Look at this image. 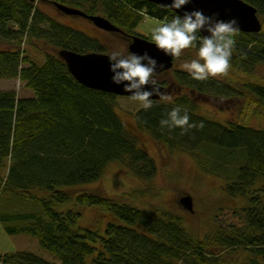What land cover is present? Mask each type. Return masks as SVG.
Here are the masks:
<instances>
[{
	"label": "trees",
	"instance_id": "obj_1",
	"mask_svg": "<svg viewBox=\"0 0 264 264\" xmlns=\"http://www.w3.org/2000/svg\"><path fill=\"white\" fill-rule=\"evenodd\" d=\"M54 1L103 15L129 37L138 34L136 28L145 15L163 22L176 14L149 0H0V42L5 44L0 48V80L18 78L33 92L17 97L13 89L0 90V170L6 167L5 175L0 173V190L8 188L19 196L25 193L29 200L22 202L24 208L28 206L25 211L1 218L20 221L7 226V231L36 237L40 247L55 258L15 250L0 253V264H86L88 255V264H226L224 253L236 249L245 253L243 264H264V127L209 119L196 111V103L186 93L177 94L174 103L186 109L190 122L198 127L161 132L159 122L174 106L162 99L153 100L146 111L136 110L135 121L170 150L195 153L204 147L216 148L220 163L239 158L233 180L226 184L228 194L246 199L236 210V222H217L203 236H195L172 212L154 215L104 193L72 192L74 187L100 179L110 161H119L144 179L155 175L156 164L118 115V96L78 83L57 55L61 48L78 52H104L106 48L41 7ZM245 1L255 7L262 27L256 33L238 31L228 75L221 76V81H198L174 69L173 87L239 94L264 109V84L236 74H249L264 62V0ZM35 39L55 50L44 51L41 64L21 46ZM68 203L72 207L62 208ZM83 205L101 207L109 214L104 235L73 227L81 215L78 207Z\"/></svg>",
	"mask_w": 264,
	"mask_h": 264
},
{
	"label": "rangeland",
	"instance_id": "obj_2",
	"mask_svg": "<svg viewBox=\"0 0 264 264\" xmlns=\"http://www.w3.org/2000/svg\"><path fill=\"white\" fill-rule=\"evenodd\" d=\"M41 7L60 22L97 38L105 46V53H110L114 48L127 51L126 41L111 32L95 27L87 19L66 15L50 3ZM160 23H162L161 20L145 15L138 24L136 32L147 36L151 29ZM21 46L37 64L43 63L44 51H55L46 47L38 39L33 40V43L25 41ZM3 47L5 44L0 42V48ZM194 53L192 49L185 50L175 59L174 68L181 69L180 65L185 60L193 58ZM169 72L172 73L171 70ZM236 74L264 84V62L256 65L249 74L243 72ZM215 79L223 80L221 76ZM9 89L15 90L17 97L33 95L32 90L25 88L18 78L0 80V90ZM179 93L188 94L196 103V111L209 119L222 124L232 121L257 128L264 127L263 107L254 102L251 103L242 95L199 93L178 84L172 88L171 92H167L173 98ZM137 108V103L130 96H118L116 111L129 133L155 160V175L151 179L140 178L129 172L119 161H110L105 165L100 179L74 187L72 192L86 189L104 193L117 201L127 202L154 215H159L162 211L172 212L181 217L183 226L195 236H203L217 222H236L238 215L236 210L245 205L246 199L239 195L228 194L226 184L233 180V170L240 162L239 158H232L228 163H220L219 161L222 160L216 148H200L195 151L196 154L189 151L170 150L154 141L146 131L139 128L134 118ZM237 155L240 154L237 153ZM0 173L5 175L6 167L2 168ZM186 194L191 197V210L185 209L179 202V198ZM24 196L27 195L25 193L23 196L15 195L8 188L0 190V253L27 250L47 260H55L49 251L40 247L36 237L29 234H11L6 229L7 226L17 225L20 221L1 218V216L25 211L28 206L25 205L26 208H24L22 205L29 200ZM67 207H72V203L62 206L64 209ZM78 209L81 215L73 227H87L97 231L101 236L104 235V227L110 219L109 214L98 206L83 205ZM224 255L226 264L245 262V253L242 249L231 250ZM90 257V255L86 256V264Z\"/></svg>",
	"mask_w": 264,
	"mask_h": 264
},
{
	"label": "clouds",
	"instance_id": "obj_3",
	"mask_svg": "<svg viewBox=\"0 0 264 264\" xmlns=\"http://www.w3.org/2000/svg\"><path fill=\"white\" fill-rule=\"evenodd\" d=\"M191 2L192 0H171L166 4L165 7L176 10V14L153 27L144 42L154 46L163 55L173 58L180 57L185 50L196 49L193 58L180 65L194 80L205 81L227 76L239 23L234 17L223 19L215 13L207 15L200 9L188 10L185 6ZM177 10H183L182 14ZM159 66L160 61L148 50L136 52L114 48L108 53L111 83L131 95V99L138 105L137 110L150 109L154 96L174 105L159 122L161 132L176 128L186 132L198 127L190 122L188 111L175 104L173 97L162 91L156 78ZM199 127H203V124Z\"/></svg>",
	"mask_w": 264,
	"mask_h": 264
},
{
	"label": "water",
	"instance_id": "obj_4",
	"mask_svg": "<svg viewBox=\"0 0 264 264\" xmlns=\"http://www.w3.org/2000/svg\"><path fill=\"white\" fill-rule=\"evenodd\" d=\"M155 4L164 6L171 0H149ZM54 6L65 13L66 15H77L88 19L92 24L105 31H121L119 27L114 25L108 18L99 14H87L83 10L75 7H70L62 3L53 2ZM188 10L200 9L207 15L218 14L220 18L230 19L236 18L239 23L241 32L256 33L261 30V19L257 14L255 7L245 0H192L185 6ZM176 13V10L168 8ZM182 14L183 10H177ZM205 33H201L204 35ZM146 37L133 34L128 43V50L141 52L148 50L150 54L155 56L160 61V66L156 73L168 71L173 66L175 58L163 55L157 51L154 46H151L144 41ZM57 55L65 62L69 73L74 79L83 86L91 89L101 90L104 92L113 93L117 96H130L129 93L118 88L110 81V73L108 71V53L100 51L78 52L71 49L61 48L57 51ZM162 91L167 93L168 87L161 84ZM152 100H161L159 96L152 97ZM180 204L187 210H191V197L183 195L179 198Z\"/></svg>",
	"mask_w": 264,
	"mask_h": 264
},
{
	"label": "flooded vegetation",
	"instance_id": "obj_5",
	"mask_svg": "<svg viewBox=\"0 0 264 264\" xmlns=\"http://www.w3.org/2000/svg\"><path fill=\"white\" fill-rule=\"evenodd\" d=\"M111 33L115 34L116 36H119L123 41H126L127 46L131 40V36L133 35V34L130 35V37L125 36V34L122 31H116V32H111ZM138 35H141V33H138ZM143 36L145 37V35H143ZM127 50H128V48H127ZM174 65H175V60L173 61L172 68L169 69V70H171L172 73H170L169 70L161 72V73H156L157 80L165 81L167 83L166 84V86L168 87L167 92H171V90L173 88V80H174L173 79V70L177 69V68H174Z\"/></svg>",
	"mask_w": 264,
	"mask_h": 264
}]
</instances>
